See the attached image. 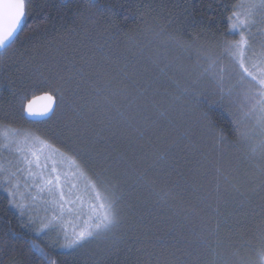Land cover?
<instances>
[{
  "label": "trees",
  "instance_id": "16d2710c",
  "mask_svg": "<svg viewBox=\"0 0 264 264\" xmlns=\"http://www.w3.org/2000/svg\"><path fill=\"white\" fill-rule=\"evenodd\" d=\"M241 4L28 0L0 53V134L32 132L109 182L117 223L67 249L0 186V264H264V171L237 150L243 114L216 70ZM258 9L244 35L264 28ZM41 94L56 111L33 124Z\"/></svg>",
  "mask_w": 264,
  "mask_h": 264
},
{
  "label": "snow or ice",
  "instance_id": "6c2138e0",
  "mask_svg": "<svg viewBox=\"0 0 264 264\" xmlns=\"http://www.w3.org/2000/svg\"><path fill=\"white\" fill-rule=\"evenodd\" d=\"M27 2L28 0H0V49L6 51L13 42L17 31L21 29L22 22L27 14ZM257 7L264 10V0H259V4H250L244 20H241L239 15H234L229 18L231 31L234 34H238L240 39L233 42L227 51L242 69V79L245 77L249 78V84L255 89V92L250 97L254 102L251 111L256 113L258 109V123H260L261 128L264 129V62L259 65L253 64V70H249L244 63L246 51L250 47L244 32L247 30V23L250 21L253 10ZM57 91L59 90L57 89ZM37 100L48 101V104L44 106L42 111H37L34 108ZM53 100L54 97L50 94L34 98L28 101L24 110L29 115H46L52 110L51 105ZM13 134L18 135V132L13 130ZM32 139L35 140L36 138ZM28 140L29 138L25 137L23 143L26 144ZM10 143L11 141L0 145V147L8 149ZM16 151L22 153L21 159L23 167L18 168L16 172H11L0 179V182L7 185L5 190L8 191L14 204L16 202L18 189L21 183H23L33 202L44 200L45 195L51 198L50 203L56 210L53 215V220H59L64 215L65 211H76L71 205L76 204L78 201L82 207L83 199L81 196H77L74 200L66 198L61 174L55 167V162H53V167L50 172L45 173V169L48 167L46 161L49 157L45 156V162H42L41 155H43V148L38 150L28 149L25 151L24 148L17 146ZM72 163L75 164V161ZM4 171L3 167L0 166V172ZM17 173L20 175L18 176ZM77 173L82 175L79 165H76V172H74L73 175ZM71 187L75 188L76 185L73 184ZM85 192L89 196L87 221L85 222L86 226L74 232L73 237L68 240L65 245L66 247L82 245L88 239L110 230L117 223V197L109 182L104 179H98L96 181L89 180L85 185ZM69 195H71V193H69ZM20 198L23 200L24 197L21 196ZM16 206L21 210L25 207L23 203L16 204ZM77 215L79 216L80 214L77 213ZM45 227H47V225H45ZM41 255L46 254L41 252ZM261 257L264 259V253H261ZM52 264H55V262L53 261Z\"/></svg>",
  "mask_w": 264,
  "mask_h": 264
},
{
  "label": "rangeland",
  "instance_id": "374dc122",
  "mask_svg": "<svg viewBox=\"0 0 264 264\" xmlns=\"http://www.w3.org/2000/svg\"><path fill=\"white\" fill-rule=\"evenodd\" d=\"M252 3L259 4V0H242V4L239 6L235 15H239L240 19L244 20L248 7ZM258 11L259 9L257 7L253 10L252 16L258 17ZM260 15L264 17V13ZM250 21L248 22V25L251 24ZM259 24H261L262 27L264 26L263 21H260ZM263 35L264 28H261V30L253 29V34H245V37L249 41L250 47L246 51L244 63L245 66L249 68V70H253V64L259 65L264 62ZM231 60L232 63L231 65L229 64V71L227 68H225L227 71H223L222 69L216 70L219 72V74H222V78L227 84V93L233 99L232 102L239 106V109L243 114L237 150H243L245 155L250 159L248 160L252 163L250 164L259 166V173H261L264 171V129H262L260 123H258V109L256 113L251 111L254 102L250 99V97L255 92V89L249 84V78L245 77L242 79V69L240 67L238 68V63L233 57H231ZM235 67L238 72L235 71ZM25 137L29 138L26 144L23 143ZM32 138L36 139L33 140ZM9 141H11V143L9 144L8 149L0 147V166H2L5 170L4 172H0V179H2L4 176H7L11 172H16L18 168L23 167V162L21 159L22 153L16 151L17 146L24 148L25 151L28 149L38 150L43 148V155H41L42 162H45V156L49 157V159L46 161L48 167L45 169V173L50 172L51 168L53 167V162H55V167L61 174L62 185L66 198L69 200H74L77 196L82 197V207L78 201L76 204L71 205V207L76 211H65L64 215L59 220H53V215L56 210L50 203V197L45 195L44 200H37L33 202L30 198L28 190L24 187L23 183H21V186L17 192L16 202L14 204L8 194V191L5 190L7 185L0 182V186H2L3 190L9 196L13 207L21 214L28 216L34 222V225H36V228L40 234L42 231L58 229L60 230L62 234V240L65 241L66 245L68 240L73 237L74 232L86 226L85 222L87 221L89 196L85 192V185L89 180H87L81 170L80 172L82 175L80 173L73 175V173L76 172L77 164H73V160L71 158L59 152L58 150L53 149L32 132L19 131L18 135H14L12 131L4 130L0 134V145L8 143ZM17 175L19 176L20 174L17 173ZM73 184L76 185L75 188L71 187ZM69 193H71V195H69ZM21 196L24 197L23 200H21ZM20 203L25 205L23 210L16 206V204ZM77 213L80 215L78 216ZM45 225H47V227H45ZM66 248L68 249L71 247Z\"/></svg>",
  "mask_w": 264,
  "mask_h": 264
},
{
  "label": "water",
  "instance_id": "95a60500",
  "mask_svg": "<svg viewBox=\"0 0 264 264\" xmlns=\"http://www.w3.org/2000/svg\"><path fill=\"white\" fill-rule=\"evenodd\" d=\"M19 32H20V30H18L17 33L15 34L13 42L17 38ZM13 42L10 45H12ZM3 51H4V49H0V53L3 52ZM44 95H46V94H41L39 96H36L35 98L41 97V96H44ZM46 104H48V101H46V100H37L36 104L34 105V108L37 111H42ZM51 107H52V110L50 112H48L46 115H29L24 110V118H25L26 121H28L30 123H33V124L42 123V122L48 121L49 119H51V117L54 115V113L56 111V101L55 100H53Z\"/></svg>",
  "mask_w": 264,
  "mask_h": 264
}]
</instances>
